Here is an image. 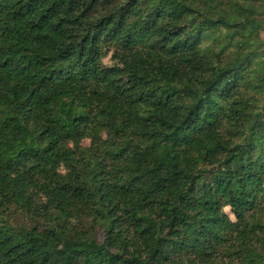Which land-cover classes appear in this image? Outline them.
Segmentation results:
<instances>
[{
    "label": "trees",
    "instance_id": "obj_1",
    "mask_svg": "<svg viewBox=\"0 0 264 264\" xmlns=\"http://www.w3.org/2000/svg\"><path fill=\"white\" fill-rule=\"evenodd\" d=\"M263 11L0 0V264H264Z\"/></svg>",
    "mask_w": 264,
    "mask_h": 264
},
{
    "label": "rangeland",
    "instance_id": "obj_2",
    "mask_svg": "<svg viewBox=\"0 0 264 264\" xmlns=\"http://www.w3.org/2000/svg\"><path fill=\"white\" fill-rule=\"evenodd\" d=\"M260 17H264V11L260 14ZM261 37L264 38V27L260 30ZM233 54H228L224 62L229 63L234 59ZM105 63L110 64L109 57L105 58ZM235 99H244L253 105L259 106L264 101V62L258 57H251L249 61L244 65L242 70L241 84L234 92ZM240 133L234 134L233 140L240 139ZM83 144L88 145L89 140H84ZM6 219H9L12 225L19 226L25 225L30 227L32 220L20 210L11 209L9 213L5 214ZM97 239H103L102 231L98 230L96 234Z\"/></svg>",
    "mask_w": 264,
    "mask_h": 264
}]
</instances>
